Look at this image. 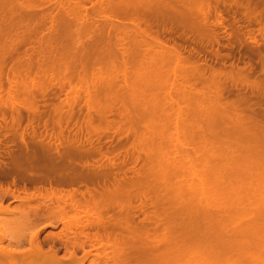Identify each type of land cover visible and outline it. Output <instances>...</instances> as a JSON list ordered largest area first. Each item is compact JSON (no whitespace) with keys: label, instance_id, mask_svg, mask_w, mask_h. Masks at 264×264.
I'll return each mask as SVG.
<instances>
[{"label":"bare ground","instance_id":"bare-ground-1","mask_svg":"<svg viewBox=\"0 0 264 264\" xmlns=\"http://www.w3.org/2000/svg\"><path fill=\"white\" fill-rule=\"evenodd\" d=\"M84 1L0 0V12H2L0 62L6 57L5 54L8 52L6 48L17 54L20 45H25L24 43L32 40L37 41L38 44L33 48H35L34 53L39 56L37 62L42 65L41 68L47 65V60L50 58L58 59L50 60L51 64L56 62V65L58 61L57 68L60 66V59L64 61L67 58L64 63L63 61L60 63L65 64L66 60H69L70 68L68 64L65 65L67 68H64L77 77V81H75L76 77L74 78L77 87L86 76V80L89 81L90 77L94 82H89L91 88L83 86V83L80 84L85 88L88 112L93 111L98 118V122L92 126V129L89 125L91 134L98 133L100 129L102 131V128L98 127L101 126L105 130H112H109L112 133L121 132L124 135H131L137 141H134L137 146L134 144L133 147L138 153L137 155L133 150V154H136L133 161L134 163L141 161L140 166L137 164L139 166L137 169H132L134 166L131 168L132 177L127 178L125 174L127 177L119 176V179L113 177V181L108 182V178L111 177L109 175L113 172L109 170L114 167L107 169L114 165V159L109 163L106 162V165L110 166L104 167L99 164L94 167V164L90 163L91 166H87L89 164L86 165V160L85 164L81 165L85 169H82L83 171L76 169L75 166L71 170L69 161L57 159L61 160L58 166L59 171L61 168H69L73 171L70 178L73 182L75 180L87 183L89 180L88 183L92 184L90 181L97 178L99 181L106 180V185L108 183L112 185L111 188L106 186L93 197L95 202L91 212L87 208L86 198L82 199V202L87 200L84 204L77 205L76 202L79 200L76 201L73 191L62 194L59 190L54 192L49 190L50 188L49 191L46 188L43 193L38 190L27 192L22 189L23 195L20 196L18 192L14 194L13 189L4 188V185L0 184V264H83V261L77 258L76 251L83 249L85 245L86 238L82 240L81 235L88 224H91L95 231L93 242L97 245L96 249H106L105 255L107 254L105 262H102L97 254L90 264H264V121L257 118L256 115H260L259 112L256 111V114L249 105L244 104L245 99L234 98L230 101L224 97V93L229 90H227V84L237 86L249 71L245 73L243 68L228 72L207 70L190 60L192 59H189L190 56L183 54V46L178 42L180 39L183 41L192 39L198 44L206 45V43L217 41V35L214 32L217 23L209 21V16L214 12L215 15H211L213 16L211 18L215 16L216 19H214L217 21V17H220L218 25H222L226 17L221 15L220 6L234 4L233 6L240 5L247 8L252 5L250 8L256 7L258 10L260 8L256 19L259 18L264 22V0H97L92 3L91 12H88ZM35 2H39L40 5ZM54 2H57L56 11H49V4ZM36 9L44 10H39L41 11L39 13ZM253 11L254 9L251 10ZM251 12L247 16L256 11ZM260 32H262L261 29ZM166 35H174L176 40ZM238 36L240 37L236 40L239 42L242 37ZM169 39L172 40L171 44ZM177 43H180L181 49ZM26 53L23 51L21 53L23 59L21 60V57L18 59L24 60L23 63H26V66L28 64L29 69L33 56ZM9 60L12 59L9 57ZM2 64L0 63V66H3ZM62 66L59 67V70L62 68L61 71L64 69ZM47 68H50L49 65ZM61 71L59 72L62 73ZM70 73L69 78L72 77ZM63 75L62 73L61 77H64ZM30 76H28L30 85L27 84L31 86L32 83L31 89L33 86L38 89V82L32 78L33 74L31 78ZM261 80L259 84L264 86ZM10 81L15 83L16 79L10 78ZM33 81L37 84L33 85ZM0 85L2 86V83ZM11 85L14 87V84ZM24 86L27 85L24 84ZM79 87L77 91L84 89ZM9 89L12 91L11 88ZM17 92H20L19 89ZM28 92L30 93V90ZM16 95L8 96L11 101L7 102L13 107L22 103L20 100L18 103L15 102L19 96L12 101V96ZM71 100L74 99L71 98ZM240 100L245 101H242L244 105H241ZM196 106L197 108L203 106V108L199 107L200 109L196 110ZM94 114L90 119V114L87 115V120L91 121V124L92 121H97L96 118L94 119ZM110 114L119 115L117 116L119 121L114 122L112 117L110 121L108 117ZM18 116L20 118V115ZM18 116L15 117L16 122ZM102 121L106 122V125ZM100 122L105 126L99 125ZM20 137L23 139V135ZM88 139L86 141L89 146L91 141ZM82 145L80 150L85 153L87 146L83 148ZM94 149H91L94 151V153L91 151L92 155L97 152ZM98 152L97 154L102 153V151ZM19 154L22 153L19 152ZM34 154L37 155V152ZM80 154L83 153L79 152L78 155ZM65 155L70 154L65 153ZM103 156L105 157V154ZM25 159L28 160L22 156L20 158L23 161ZM42 159L39 161L44 160ZM13 160L12 158L9 163L11 164V161L13 163ZM20 160H15L14 166L11 164L12 168L7 170H10V174L13 170L15 171L12 174H17L19 171L18 178L21 176L22 180L26 181L28 176L26 169L28 170L31 159L27 161V164ZM34 161L31 162V166ZM52 162L49 163L52 164ZM124 162L122 159L121 164H125ZM38 166L37 172L43 170ZM226 168L236 171L232 172L230 169L231 172H224ZM33 170L30 176L37 173L36 169L35 173ZM5 171L0 174L1 177L3 173L8 176L9 172ZM43 174L47 176L49 172ZM46 176L45 178H49ZM69 177L66 182L73 183ZM225 178L235 181L233 187L224 188L219 185L226 180ZM56 180L61 181L62 178ZM192 184L198 188L192 187ZM207 185L221 187H206ZM87 194V196L91 195L90 192ZM9 196L13 202L4 205V198ZM132 199L141 201L135 211L142 212V219L135 217L136 213L134 214L130 204L119 206L123 214L121 217L108 221L110 222L109 236L103 244V240L97 236V233L104 230V219L98 216L105 207L99 201H131ZM66 201H70L69 209L66 208ZM142 201H150L148 206L150 211L146 209L148 204ZM71 210L73 214L69 216L68 212ZM79 212L84 215L90 213V217L81 220ZM54 222L65 226L64 231L68 236L64 237L60 232L50 234L48 238L41 241L38 238L40 230L46 226H53ZM55 241L63 246L65 256H59V249L53 246ZM44 244L47 248H44Z\"/></svg>","mask_w":264,"mask_h":264},{"label":"rangeland","instance_id":"rangeland-1","mask_svg":"<svg viewBox=\"0 0 264 264\" xmlns=\"http://www.w3.org/2000/svg\"><path fill=\"white\" fill-rule=\"evenodd\" d=\"M85 1H84L85 7L87 8L88 12H91V10H92L91 9L92 8L91 7L92 6V3L96 2L97 0H85ZM1 3H3V2H1ZM56 3L57 2H54L53 4H49V6H48L49 9L48 10L49 11H52L53 10L52 12L56 11V9H57V6H55V5H57ZM3 4H5V3H3ZM35 4L40 5L39 2H35ZM5 5H7V3ZM233 5L232 6L231 5L230 6L225 5V6H220L219 7L220 8L219 10H220L221 15H223L224 17H226L225 18L226 20L223 22L222 25H218V22L221 20L220 17H217V21L215 20L216 19L215 16H214L215 19L214 18H211V17H213L211 15H215L214 12H212L211 15L209 16L210 17L209 18V21H215L217 23L216 26L214 27V32L217 35V41H213V43L211 42L209 44L206 43V45L203 44V43L202 44H198L195 41H192V39H187L186 41L185 40L183 41V40L180 39V41H178V42H180L181 43V46H183L182 47L183 54H186L188 57L190 56L189 59L192 58L190 60L194 61L195 64L197 62V65L203 66L204 68H207V70L208 69L209 70L214 69V70H220V71H223V72H228L230 70H234V69L236 70L238 68L239 69L243 68V72L247 73L249 71L245 75L246 78L243 76L242 77L243 78L242 79L243 81L241 80L242 83L240 81V83L237 86H235L234 84H231V85L230 84H227L228 85L227 86V90L228 89L229 90L228 91L226 90L228 93L225 92L224 94L226 96L224 95V97H226V100H230V101L232 99H234V98H236L238 100L239 99H245L246 102L244 100H242L245 103L240 100L241 101V105H244V104H246L247 106L249 105V107L254 112L257 111V112L260 113L261 116L258 114L259 116L256 115L257 118L258 119H261L262 121H264V96H263L264 95V90H263L264 89V86H261V84H259V83H261L259 81L262 78H264V34H263L264 33L263 32L264 31V26H263L264 25L263 24L264 22L261 21L259 18H257L259 21L256 19V15L258 17L257 11L259 12L260 11V8L258 10L256 7L255 8H250L252 5L251 6H248L247 8H245L243 6L241 7L239 4H238L239 5L238 7L236 5L235 6H233ZM2 7H4V5H2ZM249 8L251 10L254 9L253 12H255V11L256 12L255 13L251 12V10ZM36 10H38V9H36ZM39 10H41V9H39ZM43 10L44 9H42L41 11H43ZM248 10H249V12H248ZM41 11H39V13H41ZM247 12L249 14H250V12L253 13L252 14L253 16L252 15L247 16V15H249ZM0 13H1L0 14V17H1L2 12H0ZM249 17H251V18H249ZM257 21H258V23H257ZM261 26L263 27V29H262ZM260 29L262 30L263 33L260 32ZM238 35H241V37H242L241 41H239V42L236 40L237 37H240ZM170 36L168 35L167 37H170L172 39L175 38L174 35H170ZM175 40H176V38H175ZM177 40H179V39H177ZM32 41H29L27 43H24L25 45H20V47L18 48L19 50H17V54L14 53V52H12L10 49H7L6 48V50L8 51V52L7 51L6 52L9 53V54H7L5 52L6 53L5 54L6 57H4V59L7 58L10 55L9 57L12 60H9V57H8L7 60L5 59L6 61L4 59H3L4 61L2 60L3 61V64H2V61L0 62L4 66V67L3 66H0L2 68V69L0 68V70H1L0 71V73H1L0 74V78L2 77L0 79L1 80L0 82L2 83V86L0 85V88H1L0 89V95H1L0 96V168H2V170L0 169V171H1L0 174L4 170H6V171L9 172L10 170H7V169L12 168L11 166L13 165V163L15 162V160L16 161H19L20 158H21V156L23 158H28L27 161H30V159H31V161L29 162L30 165L29 164L28 165H29V168H31V167H33V168H31V170L29 168H28V170L25 168L26 171H28V176L26 177L27 178L26 181H25V179L22 180L21 176H20L21 179L18 178L19 177V173H18L19 171L17 172V174H15V173L12 174V172L15 171V170H13L11 172L12 175L9 172V174H8V176L10 175L9 177L7 176V174L5 175L4 173H3L2 177L0 176V184L2 186L4 185L3 186L4 188L9 187L10 190L13 189L15 191L14 194H16L18 192L20 194V196L23 195L22 194L23 193L22 192L23 190H26L27 192L28 191L29 192H34V190L35 191L38 190V191H41L43 193V192H45L46 188H47V190L50 188L49 190L54 191V192L57 191V190H59L62 194L73 191L74 194H75L76 201L79 200L77 202L75 201L77 203V205L84 204L88 200L87 202L89 204L87 205L88 206L87 208L91 212V208L93 207V204H94V203L91 204V202L92 201L95 202L94 199H93V197L96 196L98 193H100L103 189H105L106 186L108 188H111L112 185L110 183H108V185H106L107 182H106L105 178H103V180H105V182L102 181V179L100 180L102 182H100L99 179L96 178V179L90 181V182H92V184L91 183H88L89 180H87L88 181L87 183L85 181H83V182L82 181L81 182H78L77 181L76 182L75 180L73 182L70 179L72 177L71 175H73L72 174L73 171H70L69 168L68 169H65V168L62 169L61 168V170H60V171H62V173H61L59 171L60 168L58 167L59 164L61 163V160L58 161L57 159L62 158V161L64 159V162H65V160H66V162L69 161L68 165H70V167L72 166L71 167V170H72L73 166H75L76 169L78 168L79 170L84 169V168H82L81 165H84L86 160H87L86 161V165L90 163L91 165L94 164V167L96 165H98V164L101 165L102 167H104L106 165V162L109 163V162L113 161L112 159H114V161H113L114 162L113 163L114 165L113 166H110L109 164L106 165V166H110V167H108L107 170H109L111 167H114L111 170H109V171H112L113 170L112 173L114 175L112 173L109 175L111 177L108 178V180H109L108 182H112L113 181V177H115V178L118 177L117 179H119L121 176H125V174L128 176V177L127 176H125V177L130 178V177L133 176V173H132L133 170H131V168L134 166L132 169H137L140 166V163L139 162H141V161H137L138 163L137 162L134 163V161H133V160H135L134 157H136V154H133V150H135L134 149L135 147H133V145L134 144L136 145L137 144L136 143L137 141H136L135 138H132L131 135H128V134L127 135L126 134L124 135L121 132H117V133L116 132H113L114 133L113 134L112 132H110L112 130H110V129H109L110 131L109 130H105L104 127H101V126H98V127L102 128V131H101V129L99 130V132H101V134L99 132L98 133H95V134H93V132H92V134H91L90 128L92 129V126L95 123L98 122V120H97L98 118H97V116H95V114L93 113V111L90 110L94 114V116H95L94 119L96 118L97 121L96 122L95 121H92V124H91L90 123L91 121L89 122L87 120L88 119L87 118V115L90 114V116H89V119H90V117L93 118L91 116L93 114L90 113V111L88 112V110H89V108L87 106L88 105L87 104L88 102H86L87 100H86V96H85V93H84L85 92L84 91L85 88L82 87V85H80V84L83 83V86H89L90 85L89 82H91V83L93 82V81H91L92 79L89 77L88 78L89 81L86 80L87 76L85 77L84 80L82 79V82L78 85V87L80 86L81 88H84V89L83 90L80 89L79 91H77V88H78L76 86L77 85V82H75V81H77V77L75 76L76 79L74 81V78L75 77L73 76V73L71 74L70 73L71 71L70 70H67L66 69L67 67L65 66V65L68 64L67 66H68V68H70L69 66L71 65V63H68L69 60H66L67 63L61 64L63 60L61 61V59H60V61H59V65L60 66L59 67H61V65H63L62 66L63 68L66 67V68H64L65 70L63 69V71H61L62 68H60V70H59V67L57 68L58 61H57V65L55 64L56 62H52V64H51V61L50 60H52V58H50V60L49 59L47 60L48 63H47V65L45 64V67L46 68L45 67L41 68L42 65L39 64V62H37L39 60V56L36 53H34V49L35 48H33L35 46L37 47L38 44H37V41H35L36 43L34 42V40H32ZM171 41L172 40L169 39V43L170 44H171ZM216 42H218V43H216ZM180 43L179 44L177 43L179 45L178 46L179 48L181 47L180 46ZM257 47L260 48L261 51L258 50ZM23 51H26L28 53V54L26 53L27 55H30L31 54V56H33L35 58V59H33V57L30 56L31 57V60H32L31 61L32 63H30L29 69H28V64L26 66V63H23L24 60L23 61H20V59L21 60L23 59L22 58V54H21V53H23ZM31 51H33V52H31ZM256 51L260 52L261 55L258 54V52H256ZM12 55H16V56H12ZM13 57H14V59H13ZM18 58H20V59H18ZM65 59H67V58H65ZM65 59H64V61H65ZM56 60H58V59H56ZM56 60L53 59L52 61H56ZM13 61H15V62H13ZM16 61H18V63H20V64H16L17 63ZM64 61H63V63H64ZM4 63H5V65H4ZM37 63L39 64V66H37L38 65ZM15 64H16V66H15ZM48 65L50 67L49 69L47 68ZM38 67L41 68V69H39ZM16 68H17V70H16ZM30 68H32V69H30ZM54 68H55V70H54ZM45 69H48V71H45ZM50 69H52L54 71H52ZM13 70H15V72H17V73L13 72ZM37 70H38L39 74H38ZM39 70H41V71H39ZM34 71H35V74H34ZM59 71H61L64 74L63 75L64 77H61L62 76V73H60ZM18 72L20 73V75H19ZM54 72H55V75H53ZM67 72H68V74H67ZM12 73H14L15 75L12 74ZM48 73H50L51 75L48 74ZM69 73H70V76H72L70 78H69ZM32 74L34 76L32 78H35L34 79L35 82L36 81L38 82V84H37V83H35L33 81V85L37 84L38 89L35 88V86H33V89H31L32 83H31V86H29L31 81H30V79H28V76H30V75L32 76ZM4 75H6V76H4ZM12 75H14V76H12ZM67 75H68V77H67ZM31 76H30V78H31ZM55 76H57L58 78H56ZM47 77L49 79H51V80H49ZM59 77H60V80L61 81L59 80ZM10 78H11V80H15L16 79V82L14 81L15 83H13V82L11 83ZM23 79L24 80L26 79V80L23 82L22 81ZM66 79H68V80H66ZM17 80H18V82H17ZM31 80H33V79H31ZM69 80H71V81H69ZM104 80H105V83L107 84L106 79H104ZM192 80H195V79H192ZM192 80H191V82H192ZM263 80L264 79H262L261 81L264 82ZM83 81L85 82V84H84ZM86 82H88V83H86ZM109 82L110 81H108V83ZM42 83L43 84L45 83V84L43 85ZM11 84H14V87ZM24 84H26L28 86V88H27V86H24L23 87ZM248 84L251 87H249ZM253 84H254V87H253ZM262 84L264 85V83H262ZM15 85H18V86H16L17 88L15 87ZM72 85H74V86H72ZM256 86H259L258 87L259 89L258 88H255ZM29 87H30V89H29ZM9 88H11L12 91ZM22 88H24V90ZM89 88H91V86H89ZM92 88H93V85H92ZM260 88L262 89V91L260 90ZM18 89L20 91L19 93H21V94H19L17 92ZM27 89L30 90V93L31 94L33 93V95H31L28 92ZM42 89L44 90L45 93L43 92ZM74 89H76V90H74ZM255 89H257V91ZM8 90L10 91V93H8L9 92ZM22 90L24 92H22ZM1 91H2V93H1ZM74 92L75 93L76 92L77 93L79 92L80 94H77V93L75 94ZM261 92H263V93H261ZM12 94L13 95H16L17 94L14 97L12 96V98H11V99H13L12 101H15L14 98L15 97L17 98L19 96L17 98L18 100L15 98L16 99L15 102H17V103L20 102V101L22 102V103H18L16 106H14L16 109L13 106H11V104L9 103L11 100H10V98H8V96L11 97ZM22 94L24 96H22ZM26 94H28V95H26ZM77 95H79L80 98ZM21 96H22V98H21ZM28 96L29 97H32V98L29 99ZM74 97L75 98H78V99L75 100ZM71 98L74 99V100L72 101ZM247 98H249V99H247ZM33 99H34V101H33ZM22 100L25 101L27 103V105ZM29 100L30 101L32 100L33 102H30ZM7 101H9V102H7ZM101 101H103V100L101 99ZM31 103L32 104L34 103V104L31 105ZM242 103H244V104H242ZM248 103H250V104H248ZM100 104L102 106V102H100ZM34 105H35V107H34ZM71 105H72V107H71ZM129 105H130V103H129ZM22 106H24V108ZM199 107H202L203 108V106H198V108L196 106L197 109L195 107L194 108L196 110H199L200 109ZM30 108H33L35 110H32ZM118 108H119V106H118ZM28 109H30V110H28ZM200 111H202V109ZM14 112H15V114H14ZM59 112H60V114H59ZM87 112L89 114H87ZM257 112H256V114H257ZM117 114H110V115H108V117L110 119L108 117L107 118L111 121V117H112V120L114 122H116V121L118 122L119 121V119H118L119 117L117 118V116H119V115H117ZM13 115H15V117H17L18 115H20V118L21 119L18 116L17 119L19 121L17 120V122H16V118ZM11 116L14 117L15 120H14V118L12 119ZM113 118H115V119H113ZM86 121L89 122V123H87ZM103 124L106 125V122H103ZM89 125H91V127ZM96 125H98V124H96ZM99 125H102V123L100 122ZM105 125H102V126H105ZM87 128H89V130H87ZM90 134L92 136H90ZM22 135H23V139H21L22 137L19 138V136H22ZM163 136H165V134ZM87 139L89 141H91V142H89V143H91V144H89V146L91 145L90 147L88 146V143L86 141ZM133 139H135V140H133ZM76 140H78V141H76ZM134 141H136V142H134ZM79 143H81V144H79ZM82 143H83V145H82ZM154 144H156V143H154ZM56 145H58V146H56ZM81 145H82L83 148L87 146V148H85V149H87V151H85V153H84V151L80 150ZM75 146H77V147H75ZM91 147L92 148H95L97 150V152L98 151L99 152L102 151L103 154L101 152L100 153L98 152L102 156L99 155V154H97V152H95V154L92 155L94 153V151L91 150L92 149ZM74 149H75V151H74ZM34 150H35V152H37V155L34 154L35 152H30V151H34ZM71 150H73V151H71ZM76 150L78 152H76ZM89 150H90V152H89ZM27 151H29V152H27ZM68 151L69 152L71 151V153H68ZM91 151L93 153H91ZM19 152H21L22 154H19ZM79 152H82L83 154L82 155L81 154L78 155ZM16 153H17L18 156H20L19 157V160H17L18 156L16 155ZM29 153H30V156H29ZM61 153H62V156L63 157L61 156ZM65 153H67V155L68 154H70V155L66 156ZM134 153H137V150H135ZM32 154H34V155H32ZM104 154H105V157L103 156ZM141 154L142 153H140V155ZM24 155H25V157H24ZM71 155H73V157ZM137 155H138V153H137ZM27 156H29L30 158L27 157ZM52 156L53 157L55 156L54 157L55 159ZM88 156H91L89 158L90 159L92 158V159L91 160H88L89 159ZM10 157H12L14 159L13 160L14 161L13 163L11 161V164L12 165L9 163L10 160L12 159ZM77 157H79V159H81L82 162L79 161V159ZM141 157H143V156L141 155ZM130 158H131V161H133V162L130 161ZM41 159L44 161V163H43V161H39ZM50 159H52V160H50ZM67 159H69V160H67ZM122 159L125 161L124 162L125 164H121ZM23 160H20V162L23 161ZM34 160L36 161V163H35ZM48 160H49V162H52L53 160L54 161L52 162V164H50L48 162L50 164L49 165L47 163ZM55 160H57V161H55ZM70 160H72V161L70 162ZM27 161L25 159V161H23V162H26V164H27L28 163ZM33 161H34V164L35 165L33 164V166H31L32 165L31 162L33 163ZM73 161L74 162L76 161L77 164L74 163ZM77 161H79V162H77ZM23 162H22V164H23ZM17 163H15V164H17ZM131 163H132V165H131ZM37 164L38 165L41 164V165L38 166ZM90 164L87 165V166H91ZM28 165H27V167H28ZM43 165L45 167H43ZM37 166H38L39 169H43L44 170V172H43V170H41L43 173L48 174V172H49V174L46 176L41 171H38V172H41V173H39V175H37V173H38L37 172ZM46 166L49 168V171H48V168ZM34 167H36V168H34ZM4 168H6V169H4ZM35 169H36V172L37 173L36 174H33L32 173L34 176L33 175L30 176L32 170L35 173ZM57 169H58L59 172L57 171ZM230 169L231 168H226L225 171L224 170L223 171L224 172H231V170H232V172L233 171H236L235 169H231V170ZM46 170H47V172H46ZM63 170H64V172H63ZM220 170H222V169H220ZM220 170H218V171H220ZM68 172H70L71 174L68 173ZM97 172H100L101 173V171H97ZM123 172H125V173H123ZM55 173L57 174V176H56ZM100 173H97V174H100ZM115 173L118 176H116ZM41 174H42V176H41ZM63 174H64V176H63ZM59 175H60V177H59ZM61 175L65 178V180H64L63 177H61ZM65 175H67V176H65ZM45 176L46 177L49 176V178H45ZM68 176H70L69 177V180H71L73 183H71V182L69 183V181H68V183L66 182V179L68 180ZM55 177H58L59 179L62 178L63 181L62 180L61 181L60 180H56L58 178L55 179ZM28 178H30V179H28ZM99 178H101V177L99 176ZM225 179L226 180H223V182H222L223 184L221 183L219 185H221L224 188H226V187L228 188L230 186L233 187V184L235 183V181L233 182L232 179H228V178H225ZM56 181L57 182L60 181V182L57 183ZM93 181H96L99 184L96 183V182H93ZM64 182H66V183H64ZM102 183H103V185H102ZM104 185H105V187H104ZM192 185H193L192 187H196L195 184H192ZM221 186H218V185H215V186L207 185L206 187H216V188H218V187H221ZM196 188H198V187H196ZM87 192L88 193L90 192L91 195L87 196L88 195ZM83 197L87 199V200L85 199L86 201H84V202H82L83 201L82 200ZM11 202H13V200H12V198L10 196L9 197H5L4 200H3V204L5 203L4 205H7V204H9ZM69 202L70 201H66V203H67L66 204L67 205L66 208L67 209H69V205H68ZM99 202H100L101 205H103L105 207V209L101 213H99L100 216H98V217L101 218V219H104V222L106 224H109L110 222H108V221H112L116 217H121L123 213H122V210H120V208H118V207L121 206V205H126V204H130L132 206V209H134V214L136 213L135 214L136 215L135 216L136 218H139L140 220L142 219V217H141L142 216V212H140L139 210H136L135 211V208L138 209V207H139V205L141 203V201H139V200H136V199H132L131 201H126V200H118V201L117 200H114V201L113 200H104L103 201L102 200V201H99ZM142 202H144L146 205L148 204L146 206V209L149 210L150 207H148V206H149L150 201H146V202L145 201H142ZM111 204H112V206H111ZM79 213H80L81 220H83L85 218L87 219V218L90 217V213H88L86 215L82 214V212H79ZM72 214H73V211L72 210L68 212V215L69 216H71ZM132 214H133V211H132ZM92 215L95 217L94 213H92ZM41 225H40V227H42ZM61 228H62V224L61 223L54 222L53 223V226L43 227L40 230V233L38 235L39 236L38 238L41 241H43V239L44 238L45 239L48 238V236L50 234H52V233L56 234ZM55 242L56 243L55 244L53 243V246L56 249H59V255H60V257L65 256L64 253H63L62 246L57 241H55ZM50 245H52V243ZM88 247H89L88 245H85L84 246V249L85 248H88ZM44 248H47V245L46 244H44ZM76 253H77V255H80L81 254V250L78 249L76 251Z\"/></svg>","mask_w":264,"mask_h":264},{"label":"flooded vegetation","instance_id":"flooded-vegetation-1","mask_svg":"<svg viewBox=\"0 0 264 264\" xmlns=\"http://www.w3.org/2000/svg\"><path fill=\"white\" fill-rule=\"evenodd\" d=\"M91 204H93V201L91 202ZM65 228L66 227L62 225V228L56 234L62 232V235L64 237L68 236L67 232L64 231ZM52 234H54V233H52ZM94 235H95V231H94L93 226L91 224H88L86 230L81 235V237H82L81 239L83 240L84 238H86V241H84V242H85V245H88L89 247L85 248V249L83 247V249H80L81 250L80 255H77V253H76L77 258H80L83 261V264H90L91 261L94 259L95 255H97V254L101 258L102 262H105V260H106V257H107V254L105 255L106 249L105 250L104 249H96L97 245L95 242H93ZM97 236L100 237L103 240V244H105V241H106L107 237L109 236L108 224H106L104 222V230L99 231L97 233ZM62 248H63V246H62ZM63 253L65 254L64 248H63Z\"/></svg>","mask_w":264,"mask_h":264}]
</instances>
